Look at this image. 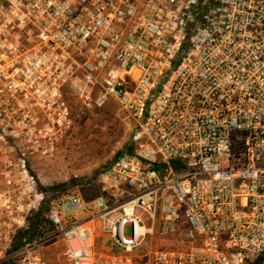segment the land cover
<instances>
[{
    "label": "built area",
    "instance_id": "built-area-1",
    "mask_svg": "<svg viewBox=\"0 0 264 264\" xmlns=\"http://www.w3.org/2000/svg\"><path fill=\"white\" fill-rule=\"evenodd\" d=\"M69 93L115 102L131 150L13 249L44 201L32 163L69 139ZM97 220L121 253L94 249ZM153 232L187 247L135 254ZM59 237L70 264H264V0H0V264H46Z\"/></svg>",
    "mask_w": 264,
    "mask_h": 264
},
{
    "label": "rangeland",
    "instance_id": "rangeland-1",
    "mask_svg": "<svg viewBox=\"0 0 264 264\" xmlns=\"http://www.w3.org/2000/svg\"><path fill=\"white\" fill-rule=\"evenodd\" d=\"M67 96L72 122L68 141L61 145L53 160H35L31 166L42 188L70 186L71 182L77 180L80 182L79 185L68 189L66 193L78 192L84 199L85 188L82 184L89 182L94 183L93 185L99 184L97 176L118 154L131 150L132 126L126 114L113 101L106 102L101 108H95L83 104L71 93ZM219 165L221 168H226L229 163L223 157L219 160ZM108 205L111 212L107 218L111 220L118 218L121 211L110 203ZM93 213L94 210H80L72 212L71 215L75 221H82ZM124 235L125 237L131 235L129 227L124 229ZM149 245L153 250L157 248L184 250L187 247L182 243L181 235L163 239L153 232L152 235H145L135 254L143 255ZM63 249L61 237L53 239L44 246L42 257L46 264H70L63 257ZM94 249L121 253V250L103 232V226L98 220L95 222Z\"/></svg>",
    "mask_w": 264,
    "mask_h": 264
},
{
    "label": "trees",
    "instance_id": "trees-1",
    "mask_svg": "<svg viewBox=\"0 0 264 264\" xmlns=\"http://www.w3.org/2000/svg\"><path fill=\"white\" fill-rule=\"evenodd\" d=\"M79 183V181L74 180L71 182L70 186L59 185L52 188H41V191L44 195L43 205L39 211L32 214L27 219L24 227L16 234L12 243V248L16 249L26 242L39 238L43 233L49 232L51 230V225L46 219V212L49 203L53 200L63 197L64 195H68L70 192L66 193V191L79 185ZM93 184L90 182L82 184V186L85 188V193L83 196L86 202H90L100 195L99 184Z\"/></svg>",
    "mask_w": 264,
    "mask_h": 264
},
{
    "label": "bare ground",
    "instance_id": "bare-ground-1",
    "mask_svg": "<svg viewBox=\"0 0 264 264\" xmlns=\"http://www.w3.org/2000/svg\"><path fill=\"white\" fill-rule=\"evenodd\" d=\"M120 229H121V227L118 228V231H120ZM136 231H137V232H138V231H139V232H142V228H140V227H136Z\"/></svg>",
    "mask_w": 264,
    "mask_h": 264
},
{
    "label": "crops",
    "instance_id": "crops-1",
    "mask_svg": "<svg viewBox=\"0 0 264 264\" xmlns=\"http://www.w3.org/2000/svg\"><path fill=\"white\" fill-rule=\"evenodd\" d=\"M102 252V251H101Z\"/></svg>",
    "mask_w": 264,
    "mask_h": 264
}]
</instances>
